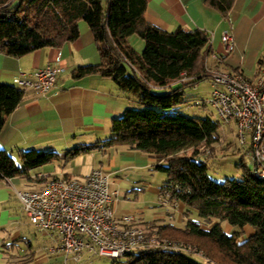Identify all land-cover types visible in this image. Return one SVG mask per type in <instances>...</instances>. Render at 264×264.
Wrapping results in <instances>:
<instances>
[{
    "label": "trees",
    "instance_id": "1",
    "mask_svg": "<svg viewBox=\"0 0 264 264\" xmlns=\"http://www.w3.org/2000/svg\"><path fill=\"white\" fill-rule=\"evenodd\" d=\"M22 1L0 0V52L20 58L48 47L61 48L80 38V23L85 22L94 35L101 62L75 69L73 77L111 78L122 91L139 98L137 107L127 108L114 120L110 140L81 146L67 156L74 158L102 146L147 153L161 162L155 169L167 177L163 192L168 202L182 201L190 217L195 211L198 214L184 228L157 222L143 226L148 235L182 243L187 252H149L113 264H264V180L255 177L243 162L239 164L244 171L241 179L212 180L201 157L207 161L216 156L220 123L181 113L187 103V88L209 79L205 63L208 34L182 28L170 32L151 25L145 19L147 0ZM235 1L206 3L228 16ZM134 35L145 42L142 53L129 44ZM262 73L264 57L257 77ZM183 74L193 80L180 83ZM24 96L17 87L0 83V133L7 115ZM59 159L53 151L30 150L20 154V167L12 155L0 150V181L31 178L33 170ZM51 178L55 177L33 179L46 183ZM225 223L238 230L226 233ZM246 226L255 232L244 240ZM192 253L204 261H196L189 255Z\"/></svg>",
    "mask_w": 264,
    "mask_h": 264
},
{
    "label": "crops",
    "instance_id": "2",
    "mask_svg": "<svg viewBox=\"0 0 264 264\" xmlns=\"http://www.w3.org/2000/svg\"><path fill=\"white\" fill-rule=\"evenodd\" d=\"M147 1L145 19L148 23L170 32L182 28L186 31L212 33L213 41L209 45L206 65L230 74H242L256 84L259 61L264 57V0H236L228 16L210 7L206 0ZM80 30L78 40L61 48L48 47L20 58L0 52V83L3 84L16 87L14 80L19 73L28 75L47 66L61 70L56 85L48 93L37 95L33 91H26L23 102L7 115L0 133V150L7 151L19 160L22 152L53 151L59 155L58 161L67 163L80 158L82 154L99 156V163L92 166L80 179L95 169H104L110 175L112 190L118 191L120 195L114 204L117 218L130 215L136 217L141 226L157 222L184 228L183 224L186 225L191 218L185 204L174 201L165 205L163 186L167 177L162 183H149L136 178L126 183L120 176L129 169L142 171L152 165L155 168L161 163L155 157L125 147L106 146L90 153H80L74 158L67 156L81 146L101 145L110 140L113 137L114 120L120 119L127 108L138 106L134 94L122 91L111 78L100 75L82 79L73 77L75 69L101 62L100 52L89 26L81 22ZM225 31L233 32L236 46L228 60L218 64L214 55L222 50L221 40ZM129 44L136 52L145 47V42L142 45L133 37L129 38ZM211 59L213 63L210 65ZM188 108L189 106L184 112ZM38 175L74 176L65 173L51 174L49 171L40 172L36 176ZM21 177L23 176L0 181V264H56L61 258H64L66 264L65 253L56 249L58 247L54 239L35 227L24 214L16 194L23 184ZM34 181L39 184L40 189L43 188L45 181ZM140 184L143 187L141 190L135 188ZM132 191H137L135 198L130 194ZM147 193L152 196L151 199L146 198ZM225 227L226 233L230 234L231 225ZM245 232L244 240L254 234H248L246 227ZM37 235L45 240L33 243L31 238ZM53 249L56 251L53 252Z\"/></svg>",
    "mask_w": 264,
    "mask_h": 264
},
{
    "label": "built area",
    "instance_id": "3",
    "mask_svg": "<svg viewBox=\"0 0 264 264\" xmlns=\"http://www.w3.org/2000/svg\"><path fill=\"white\" fill-rule=\"evenodd\" d=\"M209 43L213 34L208 33ZM222 50L214 55L218 64L224 63L235 50L232 31L222 35ZM213 84L210 96L197 105L209 104L222 122L237 124L239 142L250 141L249 157L254 164V175L264 180V73L256 84L242 74H230L206 66ZM58 67L47 66L32 74L19 73L14 82L21 91L45 95L57 83ZM183 74L179 80L192 81ZM34 178H46L38 175ZM22 210L30 222L57 244V250L68 259L80 262L84 254L111 259L128 258L138 252L188 251L182 243L148 235L134 216L117 218L114 204L119 195L112 190V181L104 169H95L83 179L70 176L48 180L42 189L32 192L17 191ZM169 202L166 199L165 205ZM56 249L52 251L55 252Z\"/></svg>",
    "mask_w": 264,
    "mask_h": 264
},
{
    "label": "rangeland",
    "instance_id": "4",
    "mask_svg": "<svg viewBox=\"0 0 264 264\" xmlns=\"http://www.w3.org/2000/svg\"><path fill=\"white\" fill-rule=\"evenodd\" d=\"M21 2H23L21 0ZM137 40L139 43L143 45L144 41L139 36H131V38ZM133 41V40H131ZM137 46V45H136ZM136 48V47H135ZM145 47H142L138 52L142 53ZM213 63L212 59L209 61V64L211 65ZM129 71L132 72L131 68H129ZM212 91V83L209 79L204 80L200 83H198L195 87H189L186 90V100L187 103L185 104V107H183L181 110L183 113L190 117H196L199 119H210L216 123H220V129L218 131V138L219 141L215 144L217 147L216 156L205 160L206 157H201V160L206 162L208 166V174L210 178L218 183H223L227 179H241L243 174V169L239 166L241 162H243L247 169L254 173V164L252 160L249 157V151H250V141L248 140L246 146H242L239 142V135H238V128L237 124L234 121H230L228 123L222 122L219 120V117L215 110L211 107V105H197L201 101L207 99ZM137 95L134 96V100L138 101ZM189 106V108L184 112V109ZM139 108V107H138ZM98 153V152H96ZM94 153V155H98ZM188 155L191 154V151L187 153ZM99 156H90L87 154H82L80 158L69 161V163L65 161H54L52 163H49L45 165L44 167L35 169L31 172L30 177H21L22 186L18 189L21 192H32L40 190L41 187H39V184L32 180L38 173L40 172H46L49 171L51 174H72L74 175V178H81L83 175H85L92 166L99 163ZM18 166L23 167V163L21 164L19 159H15ZM139 162H137L138 164ZM21 164V165H20ZM142 164V163H139ZM139 173L141 175H139ZM122 179H124V182L129 183L130 180H133V178H136L140 181H147V182H157L162 183L166 175L162 172L157 171L153 165L150 168H144L141 170L136 169H129L127 171H124L120 175ZM134 185V184H133ZM135 188H139L141 190L142 184L135 186ZM135 192L132 191L130 194L132 198H135ZM123 196V193H122ZM120 197V195H119ZM147 199H151L152 196L147 193ZM197 212H193L191 215L192 219H197ZM25 217V216H24ZM185 224V223H184ZM183 224V226H185ZM205 229H208V226L205 224H202ZM225 225H229L225 223L223 226L225 230L227 231ZM232 227V226H231ZM237 228L232 227V232L237 231ZM246 230L248 231V234L254 233L255 230L251 226H246ZM33 243L44 241V237L33 236L31 238ZM21 246H24V244H21ZM26 246V245H25ZM196 249V248H194ZM135 255H139L138 252H135ZM193 259L196 261L202 263L204 261V257L197 254H189ZM88 254H84L80 262H74L73 260H68L66 264H113L115 261L119 260L122 262L127 261V258L122 259H111V258H103V257H91L90 259ZM60 260V259H59ZM65 260L64 258H61V261L56 264H64Z\"/></svg>",
    "mask_w": 264,
    "mask_h": 264
}]
</instances>
